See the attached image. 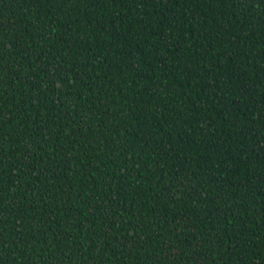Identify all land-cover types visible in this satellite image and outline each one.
Listing matches in <instances>:
<instances>
[{
	"label": "trees",
	"instance_id": "16d2710c",
	"mask_svg": "<svg viewBox=\"0 0 264 264\" xmlns=\"http://www.w3.org/2000/svg\"><path fill=\"white\" fill-rule=\"evenodd\" d=\"M0 264H264V0H0Z\"/></svg>",
	"mask_w": 264,
	"mask_h": 264
}]
</instances>
